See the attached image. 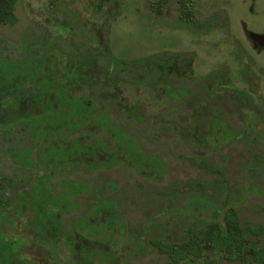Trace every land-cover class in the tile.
Masks as SVG:
<instances>
[{
  "label": "rangeland",
  "instance_id": "rangeland-1",
  "mask_svg": "<svg viewBox=\"0 0 264 264\" xmlns=\"http://www.w3.org/2000/svg\"><path fill=\"white\" fill-rule=\"evenodd\" d=\"M188 4L189 13L184 14L178 0H14L13 21L0 23V174L21 179L10 182L15 184L12 190L23 187L21 175H34L24 182L29 189L20 190L24 198L20 203L33 200L34 207L53 212L59 209V198L54 202L51 194L69 182L64 177L88 184L84 196L76 197L79 208L73 209L69 201L62 209L58 218L62 231L54 245L36 239L45 254L48 250L52 254L44 262L241 264L209 249L194 258L171 261L151 246V234L153 242L165 245L202 227L209 217L207 208L182 207L195 196L221 212L217 219L227 206L235 210L248 237L264 252V48L256 53L245 33V29L264 32V0H189ZM60 74L73 85L68 95H89L93 104L88 110L99 122L105 113L143 154L158 155L162 163L157 176L142 177L131 167L89 170L81 163L71 165L59 161L55 154L60 151L47 144L43 154V143L52 134L36 139L23 123H37L40 113L31 110L25 118L17 102L37 107V97L31 96L32 91L24 93L28 91L24 86ZM60 99L67 115L77 113L78 98ZM53 110L47 108L42 115ZM79 132L88 141L112 145L107 133L92 122L72 126L63 135ZM126 146L123 155L132 159ZM138 166L148 170L142 162ZM40 173H48L51 180L36 175ZM106 179H111L109 192ZM67 190L75 194L78 189L68 185ZM106 194L117 201V216L127 230L124 236L118 229L108 235L98 227L95 236L100 243L79 248L90 240L64 236L68 218L90 212L89 202ZM166 198L172 207L163 210ZM20 211H10L9 223L0 220L1 239L16 235L14 227L23 220ZM89 228L77 222L74 230L88 236ZM135 229L141 234L130 236ZM22 232L32 235L31 230ZM48 235L55 236L54 231ZM74 247L87 252V262L74 261ZM107 254L111 259L105 261Z\"/></svg>",
  "mask_w": 264,
  "mask_h": 264
},
{
  "label": "trees",
  "instance_id": "trees-1",
  "mask_svg": "<svg viewBox=\"0 0 264 264\" xmlns=\"http://www.w3.org/2000/svg\"><path fill=\"white\" fill-rule=\"evenodd\" d=\"M13 1L14 0H0V23L13 21V16L11 13V4ZM178 1L182 5L181 9L183 10L184 14L189 13V8L187 7L189 5V0ZM160 2H163V0H160ZM140 60L143 61L144 59L140 58ZM141 66L144 67L145 64H142ZM63 75L65 76V73H63ZM63 75L60 74L56 78L54 77L51 79L44 77L45 79L41 80L40 82L36 80L35 84L24 86V89L28 90L24 93H31L32 91L33 93L31 94V96L33 95L37 97V107H33L32 109L30 104L25 103V100L20 99L19 102H17V109L22 112L25 118L27 117L28 113H31V110L34 111V113H40V116L42 118H40L39 116L38 119L41 120H38L37 123L36 121H33L29 125L27 122L23 123L29 128L31 134L36 139H45L46 136L52 134V138L46 140L43 143V154L46 155L45 145L47 144V146H51L54 149L60 151V153L55 154L59 161H70L72 163L71 165L81 163V165L85 166L89 170L104 167L109 168L113 165L121 168L131 167L134 169L135 174H138L142 177L157 176L162 163L158 155L155 154L157 156L155 157L153 153L143 154L139 150L136 141L125 137L123 132L117 129L113 118H111L110 116L109 118L105 113L99 115L103 118L99 122L97 120V117H94L95 115L93 114V110H88L89 106L93 104V101L89 97V95L85 92L74 96L68 95V93L70 92V87H72L73 85L67 82L66 78ZM63 79L65 81L64 83ZM31 96L30 94H28L27 97L30 98ZM84 96L88 97L89 100L88 98H84ZM72 97L78 98L81 105L76 110L77 113L74 112L73 115H67L68 109L66 108V106H63L61 108V104L65 101H60L62 100L60 98L71 99ZM47 108H53L54 110L48 116L42 115V112H44ZM60 114L65 116L61 120ZM47 120H52V122L50 123ZM90 122L94 123L97 126H100L107 133L112 141L111 146L106 147L104 141L102 140L88 141L84 137L86 135L81 132L71 137H68L66 135L67 138L63 135L65 132H67V129L71 128L72 126H76L78 124L83 125ZM176 131L179 133L182 132L187 134V131L184 130L177 129ZM126 145H129V148L132 152V159H127L123 155L124 150H122V148L127 147ZM101 151L102 154L100 153ZM138 162H142L143 166L148 167V170H150V168L152 169L153 167L154 170L152 169L150 172H148L147 169H143L138 166ZM110 181L111 179H106V182L104 183L106 192H109L111 190L112 184H110ZM68 185H70V187L75 186L78 189L74 191L75 194L68 193L73 189L70 188V191L67 190ZM79 185L81 186L80 188H78ZM83 189L88 190L87 183L83 181L77 182L72 180L58 189L55 196L53 197L54 202H56L57 199L55 198L58 196L59 209L54 211L53 214L50 215L51 225H53V227L47 228V225H45L44 227H39L38 232L41 234V232L48 233V231L53 230L55 237L58 236L59 232L62 231V228L59 227L60 224L58 218L61 214H63V210L64 208H66L65 204H69L70 201L71 203H73V209L79 208L78 205L80 204V202L76 199V197L79 198V196H84L86 192L84 193L82 191ZM62 190L64 191L65 195L61 193ZM166 192L167 196L171 195V190L170 192L168 190ZM165 201L166 203L163 205L164 207L162 209L168 210L172 207V201L169 198H166ZM38 204H40V200L38 201ZM207 204L208 200L200 196L189 198V200L182 206L183 208H192L193 210L197 209L198 207L207 208V215H209V217L206 221L202 222V227H199L196 231L194 230L193 232H188V234L184 235L183 238H179V241L177 242H167L165 245L158 241L153 242L155 236L151 234L150 237H148L151 246L156 248L158 252L164 253L171 261H174V259L177 260L183 258L185 256L194 258L199 255L202 249H209L221 252L223 257H227L230 260L237 259V261L241 264H253V261H255L256 264H264V252H262L258 248V246L248 237V234L246 232L247 228L241 226L235 210H233L230 206H227L226 211L222 212L220 220L216 217H218L221 212L215 210L213 207L206 206ZM88 205H90V212L84 213L82 214V216H72L68 218L64 236H81L87 240L89 239L90 242L87 241L88 243L95 242V238H98L95 235L100 232L97 231L98 227L101 228V232L104 230V232H106V234L108 233V235L117 234L116 231L118 229L123 234L122 236H124L127 228H125L124 222H121L119 217L117 216V201L114 198H111L106 194L104 197H101L100 201H92L89 202ZM2 213L3 211L1 210L0 215ZM9 213L10 212H8V214ZM77 222L89 225V229H91L89 233H92V235L87 236L85 234H78L74 230L75 224ZM140 234L141 233L137 232V229H135L130 236L137 237ZM142 235H144L143 232ZM85 243L86 242L80 243L78 247L80 248L81 246H84ZM0 245H2L1 242ZM77 248H71L72 255H77L74 261L87 262V259L89 258L86 254L87 252L84 251V254H82L79 250H77ZM0 252L2 251L0 250ZM103 259L105 261H108V259H111V257L108 255L103 257Z\"/></svg>",
  "mask_w": 264,
  "mask_h": 264
},
{
  "label": "flooded vegetation",
  "instance_id": "flooded-vegetation-1",
  "mask_svg": "<svg viewBox=\"0 0 264 264\" xmlns=\"http://www.w3.org/2000/svg\"><path fill=\"white\" fill-rule=\"evenodd\" d=\"M245 33L247 35V39L250 42V45L253 50H255L256 53H261L262 49L264 48V32L262 31H253L245 29ZM260 42L257 44L255 40H259ZM261 50V51H260ZM32 144V143H31ZM50 171V170H49ZM51 172V171H50ZM45 175V178H50L48 173H40L36 175ZM51 175V174H50ZM12 177V179H11ZM19 179L15 174H0V185H2V188L0 190V211L2 210L3 213L0 215V220L5 219L8 221V223L11 221L12 217L11 214H8V212H12V210H20V215L23 217V220L21 222H17L16 227V235L11 236L10 238H4L1 239L0 242L2 245H0V264H50L51 262H44L45 260H50L51 258V252L48 250V253L45 254V252L42 250L43 248L39 246V244L36 242V239H43L47 242H50L51 246L55 243V236L48 235V233L41 232V234L38 232L39 227H44L47 225V228H52L53 225H51L50 215L53 214V211L43 210L39 207H34V201L32 200L29 202V198H27V195L25 196L26 201L29 202V204L24 205L21 204L20 201L24 200V198L20 197V190L23 189H29L26 188L24 185L25 181H32L34 178V175L32 177H28L27 175H21L23 182V187L19 190V188H15L12 190V184L14 180ZM4 179V180H3ZM51 179H49L50 181ZM64 180L69 181H76V179H69L68 177H64ZM15 185V184H14ZM11 186V189L8 188ZM12 193H10V191ZM53 190V187H52ZM83 192L86 191L85 189L82 190ZM56 193V191H55ZM61 193H64L62 190ZM51 195L54 196L52 193ZM49 195V196H51ZM82 195V194H80ZM31 204V205H30ZM28 210V213H24L23 209ZM53 216V215H52ZM68 222V221H67ZM19 223V224H18ZM67 227V226H66ZM11 228V227H10ZM24 230H31L32 235L31 237L26 236L22 231ZM18 232L21 234V236L18 235ZM42 235V236H39ZM83 240V239H82ZM86 240V239H85ZM76 240L74 239V242ZM100 242V238H95V243ZM14 244V245H12ZM87 246H91V243H85ZM37 251V254L35 253ZM45 254V255H44ZM53 264H56L53 260Z\"/></svg>",
  "mask_w": 264,
  "mask_h": 264
}]
</instances>
